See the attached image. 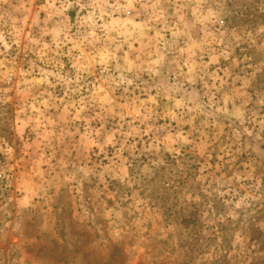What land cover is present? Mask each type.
I'll return each mask as SVG.
<instances>
[{
	"label": "rangeland",
	"instance_id": "rangeland-1",
	"mask_svg": "<svg viewBox=\"0 0 264 264\" xmlns=\"http://www.w3.org/2000/svg\"><path fill=\"white\" fill-rule=\"evenodd\" d=\"M0 264H264V0H0Z\"/></svg>",
	"mask_w": 264,
	"mask_h": 264
}]
</instances>
